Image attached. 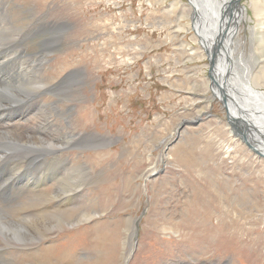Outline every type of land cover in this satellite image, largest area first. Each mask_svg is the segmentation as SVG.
I'll return each instance as SVG.
<instances>
[{
    "label": "rangeland",
    "instance_id": "1",
    "mask_svg": "<svg viewBox=\"0 0 264 264\" xmlns=\"http://www.w3.org/2000/svg\"><path fill=\"white\" fill-rule=\"evenodd\" d=\"M0 1L15 26L35 29L25 43L29 55L40 54L43 29L48 34L61 29V40L44 53V67L36 72L52 86L68 75L75 81L73 72L81 82L63 98L60 112L52 113L56 123L66 131V118L73 115L82 137L110 141L42 151L31 166L19 160L29 166L27 179L49 176L59 154L70 163L62 169L65 176L72 165L88 174L68 207L74 224L37 239L40 246H29V252L11 249L8 259L14 264H264V157L231 133L218 91L211 89L206 50L211 51L221 14L203 0H190L214 37L208 38L200 33L198 15L196 32L192 29L196 9L188 0ZM222 1L217 4L224 11L235 0ZM210 17L212 24L206 22ZM234 17L225 35L236 30L235 35L221 40L222 46L227 41L235 61L242 58V69L248 68L252 84L264 92V0H241ZM222 48L220 55L226 52ZM222 63L221 70H227ZM51 90L32 101L52 105L58 98ZM229 108L236 116L242 107L229 102ZM242 110L246 120L254 116L264 123V112ZM15 118L12 134L36 133L37 112L29 123L27 117ZM16 187H0V195ZM79 204L80 210L74 208Z\"/></svg>",
    "mask_w": 264,
    "mask_h": 264
},
{
    "label": "bare ground",
    "instance_id": "2",
    "mask_svg": "<svg viewBox=\"0 0 264 264\" xmlns=\"http://www.w3.org/2000/svg\"><path fill=\"white\" fill-rule=\"evenodd\" d=\"M195 1L198 4V1ZM203 2L207 3V8L209 7L210 9L211 7V11L216 12L217 15L223 13V10L219 9L217 0H203ZM213 2L214 5L216 4L215 6H213ZM200 8L203 9L202 5ZM198 12H201V10L199 9ZM195 15L198 14L196 13ZM211 19V17L210 19H206V22L212 24V21H210ZM199 22L202 29L200 33L202 35L205 33L208 38H216L217 31H215L216 34L214 33L215 36L213 37L210 31H208L209 33L206 31V25L204 26L201 20ZM214 26H218L216 21L213 22V30ZM30 30L35 32V29H30V27L27 26H15L14 22L10 20L7 6H3V3H0V187L3 190L4 187L17 184V187L12 191L0 195V264H14L13 261L6 256L11 249H24L29 252L33 250L32 247L29 246H40V240L37 239L55 236L54 232H57V230L65 229L74 224L73 220L69 218L73 210L68 207L74 204L77 200L76 198H79L78 194L80 191L78 190L81 188L84 175L86 173L88 174V169L86 168V170L85 167L81 165H72L70 168L72 171L68 172L65 176L62 169L67 168L70 163L67 158L64 159L59 154V156H55L52 162L54 164V171L51 173H55L52 177L54 183L48 188L47 182L51 173L48 174L49 176L44 177V175L47 174L46 172V174L41 176L42 178H38L39 180L23 177L31 164L39 162V155H43L41 152L70 149L69 147H71L72 144L73 147L80 146L81 148H91L93 146H99L97 145V141L102 142L100 143L101 145L110 143L109 140L96 137L94 134L86 133V135L82 137L77 130L73 115L66 118V131L64 128H60V125L56 123L52 113L56 112L58 114L60 112V104L63 98L65 99V96L71 92L70 90L74 85L81 82L79 78L80 75L77 72H73L76 78L75 81H73L74 76L68 75L66 78H61L55 86L48 84V80L43 78L36 71L44 67V53L55 48L56 43L61 40V29L58 31V29L55 30V28H51L49 34L47 31L44 32L45 30L43 29L44 39L40 40V54H37V56L29 55L25 51L26 39L31 35ZM47 34L51 36L45 37ZM214 39L211 41L212 43ZM228 51L229 57L232 58V61H230L231 64H229L225 52L224 55L219 54L221 57L219 66L222 69V62H226L227 66L231 65V67H234L233 75L230 76L228 82L229 91L231 95L235 96L233 104L237 103L238 109L241 106L247 110L258 109L260 113L264 112V92L259 90L257 85L254 86L252 84V76L250 77L248 68L245 67L242 69L241 64L244 63L242 58L239 61H235L237 58L234 59L233 53L229 49ZM236 67H239L241 72L238 71ZM221 72L223 71L221 70ZM236 73L238 75H236ZM257 76L253 77L254 82ZM213 89L218 91L217 87ZM49 90L53 91V95L58 98V100L52 102V105L49 104V101H45V99H43V101L40 100L43 96L47 95ZM40 96H42L40 99L32 101V99L34 100V98ZM232 109L231 112H235ZM36 112L39 121H37L38 125H36L35 134L28 136L12 134L16 127L15 116L23 119L27 117L25 120L29 123L30 116H36ZM236 120L239 122L238 119ZM246 121L250 128L252 125L254 129L264 127V123H262V119L259 117L252 116V118ZM243 125H246V123ZM51 129H53V131ZM232 132L233 135L239 137L241 142L247 145L254 154L260 157L263 156L262 154H264V151L261 150L263 145L261 141L257 139H259V137L261 139L264 138V131H260L258 135L248 133L249 136L247 140L243 139L242 131L234 132L232 130L231 133ZM259 134L261 135L259 136ZM255 136H258V138L256 139ZM79 139H81V143ZM74 143L77 144L74 146ZM256 148L260 150L261 153L254 151ZM19 160H21V162L26 160L29 166L23 168L19 165ZM5 172L6 174L8 173V176L11 177L12 180L9 179L5 181ZM13 196L14 200H12ZM18 199L26 203L23 204L20 202L16 204L15 201ZM81 206L82 205L79 204L74 208H79L78 210H80ZM43 253L45 254L46 251H43Z\"/></svg>",
    "mask_w": 264,
    "mask_h": 264
},
{
    "label": "water",
    "instance_id": "3",
    "mask_svg": "<svg viewBox=\"0 0 264 264\" xmlns=\"http://www.w3.org/2000/svg\"><path fill=\"white\" fill-rule=\"evenodd\" d=\"M240 1L241 0H235L231 6H228L227 10L224 9V11H223L224 14L223 13L221 14L222 16L220 19V25H219L217 37L214 39L213 43L211 44V47H210L211 51L206 50V52L209 56V63H210L209 77L211 78V81H212V83H211L212 84L211 85L212 92H213V94H215V91L213 90V88H215V87L218 88L217 89L218 93H216L217 94L216 97L223 104V106L226 110L229 125H231V127L233 128L232 130L234 132L235 131L236 132L242 131L243 132V135H242L243 139L247 140L248 136H249L248 133L250 132V130L254 131L255 133H258V132H256V130H254L253 125L250 128V126L247 124L246 119L244 117H242V114H243V113H241V112H243L242 108L239 109L240 111L237 110L238 112L236 113V116H233V113L231 112V109L229 108V102L232 104V107H233V101H235V100L232 97L231 92L227 88L228 82H229L228 75H229V73H231L232 67H231V65H229L227 70L221 72V67L219 66L220 65L219 54H220V48L221 47H223L226 50V55H227L229 64H231L230 61H232L231 60L232 58L229 57V51L226 48L227 47V41H226V43H223V46H222L221 40L225 41V39L227 37L225 35V33L228 30L229 23H231V24L235 23V17L234 16H235V12L239 10ZM188 2L191 6L195 7L196 13L198 14V18L200 20L201 15L198 12L197 6L194 3H192L190 0H188ZM196 18H197L196 15L192 14V29L194 31H195V23L197 22ZM231 24H230V26H231ZM230 26H229V29H230ZM235 32H236V30H234L233 34H231L229 36L230 37L234 36ZM200 38H202V40L205 42L208 41V38L204 39L202 36H200ZM205 48H207V47H205ZM245 113H246V110H245ZM237 116H239L240 118H238ZM236 119H238L239 122ZM244 123H246V125H243ZM184 124L185 123H183L181 125L180 129H182L185 126ZM180 129H179V131H180ZM232 134H233V132H232ZM260 135L261 134H259V136ZM255 138L257 139L258 136H255ZM257 140L261 141V143L263 145V147H261V150L264 151V142H263L264 138L261 139L259 137V139H257ZM258 146H260V145H258ZM254 151L261 153L260 150H258L257 148L254 149ZM262 155H263L262 157H264V154H262ZM163 164H164V162H163ZM162 172H164L163 169L160 170L159 174H161ZM159 174L158 173L152 174L149 177H147L145 180H148L150 178H154L155 176H158ZM138 232H139V225L137 222L136 233L134 236L136 240H137Z\"/></svg>",
    "mask_w": 264,
    "mask_h": 264
}]
</instances>
